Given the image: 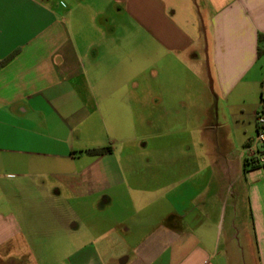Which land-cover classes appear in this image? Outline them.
<instances>
[{"label":"crops","instance_id":"0c3cea01","mask_svg":"<svg viewBox=\"0 0 264 264\" xmlns=\"http://www.w3.org/2000/svg\"><path fill=\"white\" fill-rule=\"evenodd\" d=\"M260 35L264 0H0V264H264ZM141 97L215 148L156 205L86 153Z\"/></svg>","mask_w":264,"mask_h":264},{"label":"rangeland","instance_id":"374dc122","mask_svg":"<svg viewBox=\"0 0 264 264\" xmlns=\"http://www.w3.org/2000/svg\"><path fill=\"white\" fill-rule=\"evenodd\" d=\"M151 85V91L157 93V81ZM136 100L139 102L136 101L132 113L101 116V128L93 135L96 145L91 149L114 151L124 175V190L130 191L128 195L134 205L148 202L156 205L158 188L169 191L183 177L198 169L205 171L208 156L215 148L201 139L209 130L201 132L192 125L179 128L173 115L162 119L157 106L146 107L142 97ZM122 201L124 206L130 204L126 199ZM120 209L116 214L124 213ZM109 210V207L104 209ZM243 262L248 264L247 259Z\"/></svg>","mask_w":264,"mask_h":264},{"label":"built area","instance_id":"2783aa9c","mask_svg":"<svg viewBox=\"0 0 264 264\" xmlns=\"http://www.w3.org/2000/svg\"><path fill=\"white\" fill-rule=\"evenodd\" d=\"M256 134L251 142L244 148V159L264 165V114L255 113Z\"/></svg>","mask_w":264,"mask_h":264},{"label":"trees","instance_id":"16d2710c","mask_svg":"<svg viewBox=\"0 0 264 264\" xmlns=\"http://www.w3.org/2000/svg\"><path fill=\"white\" fill-rule=\"evenodd\" d=\"M263 38H264V35L259 36V40H261ZM258 53H260V50L258 51ZM12 57H13V55H11V56L7 57L6 59H4L3 61H1L0 66L7 63ZM109 151H110L109 148H100V149L87 150L86 153L89 155H92V156H100V155H103ZM263 155H264V152H263ZM256 166H259L256 162L244 159V170H246L248 168L253 169Z\"/></svg>","mask_w":264,"mask_h":264},{"label":"water","instance_id":"95a60500","mask_svg":"<svg viewBox=\"0 0 264 264\" xmlns=\"http://www.w3.org/2000/svg\"><path fill=\"white\" fill-rule=\"evenodd\" d=\"M209 78V77H208ZM209 84H210V79H209Z\"/></svg>","mask_w":264,"mask_h":264}]
</instances>
